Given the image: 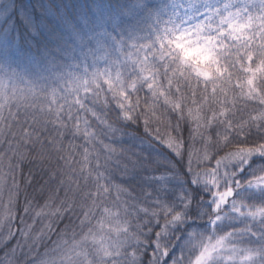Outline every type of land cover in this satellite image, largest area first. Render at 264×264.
Wrapping results in <instances>:
<instances>
[{"label": "trees", "instance_id": "16d2710c", "mask_svg": "<svg viewBox=\"0 0 264 264\" xmlns=\"http://www.w3.org/2000/svg\"><path fill=\"white\" fill-rule=\"evenodd\" d=\"M263 149L264 0H0V264H264Z\"/></svg>", "mask_w": 264, "mask_h": 264}, {"label": "rangeland", "instance_id": "374dc122", "mask_svg": "<svg viewBox=\"0 0 264 264\" xmlns=\"http://www.w3.org/2000/svg\"><path fill=\"white\" fill-rule=\"evenodd\" d=\"M264 153L263 150L259 151H243L239 153H235L233 155H230L226 162L227 163H242V162H247L250 158L258 156L260 154ZM228 194L221 195L220 199L221 201H225L227 198ZM225 242L223 240H220L215 243H209L207 245V248L205 249V252L202 254V256L198 259L196 264H211V261L217 254L225 249Z\"/></svg>", "mask_w": 264, "mask_h": 264}]
</instances>
